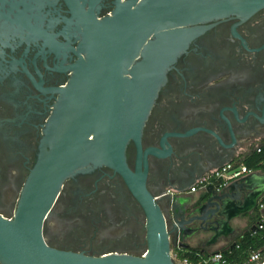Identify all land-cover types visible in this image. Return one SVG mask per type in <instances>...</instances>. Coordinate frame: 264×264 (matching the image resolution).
<instances>
[{
	"label": "flooded vegetation",
	"instance_id": "flooded-vegetation-1",
	"mask_svg": "<svg viewBox=\"0 0 264 264\" xmlns=\"http://www.w3.org/2000/svg\"><path fill=\"white\" fill-rule=\"evenodd\" d=\"M127 0H0V217L11 219L45 128L69 82L79 9L110 15ZM81 18V17H80ZM189 39L166 72L126 161L146 186L190 185L237 162L264 138V3L186 25ZM49 246L87 255H140L144 211L123 176L95 165L67 176L43 222ZM1 264V262H0Z\"/></svg>",
	"mask_w": 264,
	"mask_h": 264
},
{
	"label": "water",
	"instance_id": "water-1",
	"mask_svg": "<svg viewBox=\"0 0 264 264\" xmlns=\"http://www.w3.org/2000/svg\"><path fill=\"white\" fill-rule=\"evenodd\" d=\"M70 1V0H69ZM264 0H127L110 15L79 9L82 28L77 59L45 128L38 159L21 190L11 219L0 217L1 264H176L173 247L201 250L233 232L231 220L250 212L264 192V172L254 171L196 193L190 185L146 186L143 170L132 171L126 147L141 150V134L166 72L186 46L185 27ZM81 17V18H80ZM105 165L119 172L145 215L147 248L140 255H87L49 246L43 222L63 180L78 171ZM255 189H253V187ZM242 191H248L240 195ZM255 225L251 229H254ZM247 233V232H246ZM214 264H218L215 262Z\"/></svg>",
	"mask_w": 264,
	"mask_h": 264
},
{
	"label": "trees",
	"instance_id": "trees-1",
	"mask_svg": "<svg viewBox=\"0 0 264 264\" xmlns=\"http://www.w3.org/2000/svg\"><path fill=\"white\" fill-rule=\"evenodd\" d=\"M237 162L245 164L252 170L264 172V138L259 142V150L252 149L249 153L243 156ZM259 203L264 204V193L259 199ZM254 229H250L247 233L236 237L232 244L220 248L215 252L222 254L224 263L220 264H256L248 262L251 253L258 251L260 259L258 262L264 260V222L262 228L258 227L261 222V212L257 209L252 216ZM173 252H176L180 260L187 259L190 264H213L210 257L215 253L201 251L198 247H173Z\"/></svg>",
	"mask_w": 264,
	"mask_h": 264
},
{
	"label": "built area",
	"instance_id": "built-area-1",
	"mask_svg": "<svg viewBox=\"0 0 264 264\" xmlns=\"http://www.w3.org/2000/svg\"><path fill=\"white\" fill-rule=\"evenodd\" d=\"M253 149L259 150V143L255 144ZM251 172H254L251 168L247 167L245 164L241 162H233L228 161L220 166L213 167L211 169L206 170L204 173H202L200 176H198L193 183L189 187L190 192H196L199 189H203L206 187L208 183L213 182L218 187H222L229 183V181L240 178L246 174H249ZM258 209L261 212V222L258 224L259 228H262L263 222H264V204L259 203ZM170 255L175 261L176 264H190L187 259L180 260L176 254V252H173L172 249L170 251ZM260 259V254L258 251H255L251 253L248 262H254L256 264H264V260L261 262H258ZM210 261L212 263L217 262L218 264L224 263V259L222 257V254L219 252H215L211 257Z\"/></svg>",
	"mask_w": 264,
	"mask_h": 264
},
{
	"label": "crops",
	"instance_id": "crops-1",
	"mask_svg": "<svg viewBox=\"0 0 264 264\" xmlns=\"http://www.w3.org/2000/svg\"><path fill=\"white\" fill-rule=\"evenodd\" d=\"M256 171H258V170H256ZM259 172H262V171H259ZM255 187L256 186H254L253 189H255ZM196 192H193V193H196ZM247 192L248 191H242L240 193V195H244ZM260 197L257 199L255 207L250 212H244L240 216L231 220L230 224L233 228V232L231 234H228L225 237H220L216 243H214L210 246H205L201 251H207V252H210L213 254V252H215L216 250L232 244L236 237L242 235L243 233L248 232L252 228V226L254 225L253 220H252V216L254 215L255 211L258 209V202H259ZM263 211H264V209H263ZM187 243L189 244L190 247H198L197 246V240H190V241H187ZM179 247H181V246H179ZM198 248H200V247H198Z\"/></svg>",
	"mask_w": 264,
	"mask_h": 264
}]
</instances>
